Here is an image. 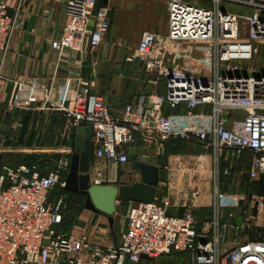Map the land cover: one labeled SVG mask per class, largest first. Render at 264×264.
<instances>
[{
  "label": "built area",
  "instance_id": "2783aa9c",
  "mask_svg": "<svg viewBox=\"0 0 264 264\" xmlns=\"http://www.w3.org/2000/svg\"><path fill=\"white\" fill-rule=\"evenodd\" d=\"M202 1L169 0L168 33L145 31L129 58L140 60L147 73L165 80V93L143 95L127 103L121 113L113 114L104 98L88 85L67 84L53 105L64 109L71 132L80 125L93 124L96 161L130 162L128 149L136 135L145 144L160 146L182 140L211 150V217L200 221L192 208L172 216L167 212L170 201L155 197L152 202H131L127 229L119 243L110 237H93L85 229L78 236L65 234L62 225L71 202L63 186L69 159H60L51 168L48 160L39 157L33 163L2 167L0 264H140L142 255L153 259L172 253L189 256L190 264H264V241L244 238L230 249L223 247L225 231L237 233L244 225L235 224L233 209L224 217L219 190L220 159L225 152L239 157L250 151V177L264 180V72L242 74L239 64L251 60L256 44L264 43V0ZM224 1L252 11L249 15L233 13L222 8ZM9 10V4L0 0L3 53L18 27L21 4L13 13ZM107 15L108 6L99 7V0H67L61 37L54 41V47L74 51L98 48L109 29ZM183 43L206 44L210 77L177 65L173 47ZM166 103L171 113L164 112ZM180 106L182 110L175 113ZM198 108L201 110L194 115ZM191 196L196 198L199 191L191 192ZM251 204L264 216V198L254 196ZM242 213L245 225H251L254 218L249 210L243 208ZM54 224H58L57 234Z\"/></svg>",
  "mask_w": 264,
  "mask_h": 264
},
{
  "label": "crops",
  "instance_id": "0c3cea01",
  "mask_svg": "<svg viewBox=\"0 0 264 264\" xmlns=\"http://www.w3.org/2000/svg\"><path fill=\"white\" fill-rule=\"evenodd\" d=\"M5 1L12 13L18 4H21V11L8 51H0L1 160L5 161L16 152L18 156H15L13 162L18 157L31 155L36 156V160L39 157L48 160L51 168H54L60 159H70L73 132L67 127L69 117L62 107L53 105L60 90L67 84L88 85L93 93L104 98L114 114L121 113L127 103L135 102L143 95L166 92L165 80L157 78L156 74L147 73L140 60L129 58L145 31L150 30L160 35L168 33L169 1L165 2L161 13L164 16L165 32H160L152 27L134 28L138 12L134 8L136 5L131 6V0H115L118 10L110 20L106 39L98 48L91 50L87 46L82 51L68 48L58 50L53 44L61 37L67 0ZM111 2L112 0H108L109 5ZM130 33L133 38L128 37ZM135 38H138V42L132 48L128 42ZM173 51L176 63L181 68L205 77L211 76L210 50L206 45L183 43L174 46ZM261 71L264 72V68ZM151 80L157 82L153 83ZM163 110L165 113L173 111L167 103ZM181 110L182 106L174 112ZM200 110L195 109L193 114L196 115ZM196 124L199 125V122ZM22 130L24 136L21 143H6ZM47 150L50 153H41ZM128 150L130 162L113 164L96 161L90 171L92 180H99L103 184L105 181L100 178H103L106 170L116 173L121 168L122 182L132 183L140 179L139 172L132 167V160L156 164L160 168L156 198L170 201L168 214L181 216L192 208L200 221L211 217L214 193L211 150L182 140H173L160 146L145 144L139 135H136L135 142ZM251 156L250 151H244L239 157L225 152L220 159L219 190L223 195L224 217L226 218L228 210L233 209L235 224L244 225L237 233L232 229L225 231V249L232 248L244 238L264 241V235L256 236L264 231V216L258 214L251 204L254 196L264 198V180L250 177ZM194 191H199L196 198L191 196ZM65 194L72 204L67 216L72 215L68 217L66 226L62 227L65 234L78 236L85 229L93 237L105 236L110 237L113 242L121 241L122 233L127 229V215L118 217L116 210L113 221L110 222L106 215L86 209L81 196H73L74 194L66 191ZM243 208H247L254 218L249 226L245 225Z\"/></svg>",
  "mask_w": 264,
  "mask_h": 264
},
{
  "label": "water",
  "instance_id": "95a60500",
  "mask_svg": "<svg viewBox=\"0 0 264 264\" xmlns=\"http://www.w3.org/2000/svg\"><path fill=\"white\" fill-rule=\"evenodd\" d=\"M108 5V0H99V7ZM10 14L11 9L9 10ZM93 124L80 125L72 134L73 153L69 159V170L63 190L84 199L86 209L106 215L110 222L117 210L118 203L152 202L156 197L160 179V168L156 164L134 159L132 167L137 170L140 179L132 183L96 184L92 182L91 168L96 162ZM58 229V224L52 227ZM49 231L46 232V235ZM48 243L47 240L44 241ZM145 259H152L142 255Z\"/></svg>",
  "mask_w": 264,
  "mask_h": 264
},
{
  "label": "rangeland",
  "instance_id": "374dc122",
  "mask_svg": "<svg viewBox=\"0 0 264 264\" xmlns=\"http://www.w3.org/2000/svg\"><path fill=\"white\" fill-rule=\"evenodd\" d=\"M115 0H112L111 4L108 6V21L110 25V20L112 21V18H114L117 14L118 8L114 4ZM130 1V0H129ZM169 0H131V6H135V9L138 10L137 12V18L134 21V28L139 27H152L160 32H165V26H164V16H162V12L165 7V2ZM194 3L202 4V0H191ZM222 8L225 10H229L233 13H238L241 15H249L252 11V8L247 6H242L240 4H236L233 2H226L224 1L222 3ZM155 13V16L153 17ZM153 21V23H152ZM107 36V34H106ZM105 36V39H106ZM129 38H133L131 36V33L128 36ZM135 37V36H134ZM138 42V38H135L128 42V45H130L132 48L136 46ZM206 45V44H203ZM134 53V52H133ZM132 55V54H131ZM130 55V56H131ZM239 64H241V70L240 73L247 74V75H253L257 73H261V68H264V43H257L256 44V51L254 54V57L249 61H242ZM222 71H224V66L221 67ZM114 114V113H113ZM2 115V107L0 106V116ZM162 154V153H161ZM159 155V157L161 156ZM11 155L18 156L16 152L12 153ZM2 165L0 164V170ZM121 168L117 170L116 173H112L109 170H106V174H104L103 178L105 183L107 184H123L121 178ZM116 174V175H115ZM118 177V178H114ZM70 194V193H69ZM131 206V202L126 203H119L117 205V214L119 216H126L128 215L129 208ZM82 219V218H81ZM257 220V219H256ZM257 221H255L256 223ZM263 233H258L256 236H262ZM140 264H190V257L186 256L185 254L182 255H162L157 258H153L152 260H143Z\"/></svg>",
  "mask_w": 264,
  "mask_h": 264
},
{
  "label": "trees",
  "instance_id": "16d2710c",
  "mask_svg": "<svg viewBox=\"0 0 264 264\" xmlns=\"http://www.w3.org/2000/svg\"><path fill=\"white\" fill-rule=\"evenodd\" d=\"M24 136V130H22V131H20L18 134H17V136L16 137H14L15 138V140L16 141H14V138L13 139H8V141L6 142L7 144H16V143H21L22 141V137ZM0 158H2L1 156H0ZM14 158H15V156H8L6 159H5V161L4 160H1L0 161V164L2 165V167L4 166V165H6V164H8V165H10V166H18L20 163H33V162H36V156H31V155H27V156H25V157H23V158H16L17 159V161L16 162H13V160H14ZM2 167H1V170H0V174L2 173ZM65 192V191H64ZM71 194V193H70ZM72 195V194H71ZM73 196H79V195H76V194H74ZM80 198H82V197H80ZM75 204H77V206H81V204H78V203H75ZM72 205V204H71ZM72 214H70L69 216H71ZM69 216H67L66 217V219H65V222H64V224L62 225V226H66V223H67V220H68V217Z\"/></svg>",
  "mask_w": 264,
  "mask_h": 264
},
{
  "label": "flooded vegetation",
  "instance_id": "af4514ba",
  "mask_svg": "<svg viewBox=\"0 0 264 264\" xmlns=\"http://www.w3.org/2000/svg\"><path fill=\"white\" fill-rule=\"evenodd\" d=\"M70 164V163H69ZM69 168V167H68Z\"/></svg>",
  "mask_w": 264,
  "mask_h": 264
}]
</instances>
